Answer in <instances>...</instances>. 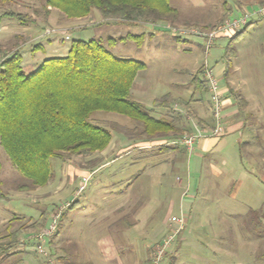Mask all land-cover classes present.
Listing matches in <instances>:
<instances>
[{
	"label": "rangeland",
	"instance_id": "1",
	"mask_svg": "<svg viewBox=\"0 0 264 264\" xmlns=\"http://www.w3.org/2000/svg\"><path fill=\"white\" fill-rule=\"evenodd\" d=\"M238 1L256 2L255 9L264 6V0H169L179 13L176 24L133 26L103 23L94 10L87 18L68 20L58 10L50 9L45 22L34 15L36 11L42 12L43 0H0V45L6 52L18 47L25 74H31L46 59L64 57L72 41L95 39L113 56L145 65L133 81L129 99L141 103L155 119L177 123L189 118V122L199 124L204 118L208 128H212L208 86L206 91L194 95L189 83V74L194 75L205 66L217 80L220 92L228 87L229 92L241 95L245 101L244 114L234 115L241 121L239 131H231L233 125L221 117L227 132L223 137L211 138V146H215L213 156L219 162L214 164L216 171L209 170L210 160L205 159L201 179L205 192L194 205L198 216L186 230L178 258L172 256L177 240L174 239L163 264H264V17L253 21L231 44L235 55L228 70L224 56L229 37L217 39L205 56L200 39L176 40L169 32L171 28L210 31L228 19L241 18L243 13L235 9ZM9 11L30 16L35 23L19 24L3 18ZM128 35L137 38L108 45V39ZM192 98L203 100L199 120L193 111L179 112L187 111L186 103ZM229 99L236 105L231 96ZM89 121L111 133L110 144L101 152L65 154L64 161L50 160L53 176L44 187L22 190V186H30V181L16 170L0 146V248L17 242L13 254L0 264H86L97 246L92 242L96 239H79L87 232V221L97 218L110 197L120 198L136 188L152 189L145 174L154 158L165 155L157 143L149 150H135L133 143L140 137L134 129L140 126L122 115L95 112ZM124 141L131 145L123 146ZM195 148L194 145L193 151ZM193 151L184 159L183 173H177L183 184L188 176L193 185L191 191L196 193L202 161L198 152ZM142 153L149 158H143ZM73 201L77 205L66 209ZM173 213L179 214L177 207ZM52 223L55 231L39 239ZM169 226L168 220L162 238ZM161 239H136L147 248L141 264H150L152 248L148 246ZM107 253L111 255L112 250Z\"/></svg>",
	"mask_w": 264,
	"mask_h": 264
},
{
	"label": "trees",
	"instance_id": "2",
	"mask_svg": "<svg viewBox=\"0 0 264 264\" xmlns=\"http://www.w3.org/2000/svg\"><path fill=\"white\" fill-rule=\"evenodd\" d=\"M50 9L58 10L68 20L87 18L94 10L103 23L157 26L174 25L179 21V13L170 6L169 0H43L42 12L36 11L34 15L46 22ZM2 16L19 24L35 23L32 17L12 11ZM251 24L248 22L227 38L226 70L235 55L231 44ZM132 38L137 37L110 38L108 45ZM0 57V146L16 170L29 179L30 186L21 187L24 191L47 185L53 176L50 160L64 161L65 154L80 155L107 148L112 135L89 121L95 112L114 113L137 122L140 127L134 130L141 139L163 142L160 152L169 153L182 147L165 145L184 137L183 129L174 120L155 119L129 99L133 81L145 65L113 56L95 39L72 41L64 57L44 60L31 74L22 71L18 47L6 52L0 45ZM228 74L225 73L226 77ZM189 75L194 94L206 91L203 68ZM228 96L244 114L246 105L241 95L230 91ZM76 205L77 201H73L66 209ZM16 245L17 242H13L0 248V261L13 254L11 251Z\"/></svg>",
	"mask_w": 264,
	"mask_h": 264
},
{
	"label": "crops",
	"instance_id": "3",
	"mask_svg": "<svg viewBox=\"0 0 264 264\" xmlns=\"http://www.w3.org/2000/svg\"><path fill=\"white\" fill-rule=\"evenodd\" d=\"M256 6H258L256 2L238 1L235 9L237 8V10L244 15L255 9ZM255 20L256 18H252L250 22ZM33 70L34 68L31 71ZM228 89V87L220 89L222 90L221 110L223 109L221 117L225 118L233 125V128H230L231 131H239L241 129V121L238 118H234V115L240 111L229 99ZM201 101H203L202 98H192V100L189 101L190 104L188 103L189 105L185 106L187 111L182 109L179 112L185 114L189 111H193L198 117L196 119L199 120L202 113L200 111V103L203 104ZM139 104L141 105V103ZM171 117L172 116H170V118ZM203 119L204 118H201L199 122L200 128L207 130L209 129V123L203 121ZM189 121L190 119L187 118L186 121L182 120L181 122H177L179 128L183 129V134L185 133L184 136L188 135L191 131L192 126L190 123L188 124ZM224 130V134L221 137L227 132L226 129ZM211 141V138L199 139L194 144L196 146L195 150H192L193 152H198L199 158L202 161V165H200L199 168L200 178L198 186L197 189L194 190L196 193L191 191L193 185L188 176H185L186 181L183 184V180L177 173L179 171L183 173L185 168L184 159L187 153L190 154L192 151L188 152L184 147H176L171 152L164 153V157L160 159L153 157L154 159L150 165V171L145 174L149 185L153 186L152 189L148 187L147 189L136 188L121 194L120 198L110 197L109 203L105 205L97 218L89 222L87 221V232L84 235L82 234V237L79 238L85 240L96 239L92 241L93 243H97V246H95L96 251H93L95 255L93 256L90 254L89 262L87 261L86 264H141L143 253H145L144 250L147 248L141 245L136 239H161L163 233H165L169 218L175 216L173 213L175 207H177L179 213L177 216L183 215L185 218L183 230H181L176 237L177 240L172 249L173 258H178V249L181 247V242L184 241L186 230L191 226L193 218H195L196 215L198 216V214H196L198 212L194 210L196 199L199 200L205 192V185L201 181L202 176L205 174L203 172V162H205V159H209L210 162L207 164L211 165L209 170L212 168L213 171H216L214 164L219 163L213 156L215 146L214 148L211 146ZM155 143L160 147L163 142L147 141L140 138L139 141L133 143V147L135 150L140 151L149 150L153 147L152 144ZM122 145L129 146L131 144L124 141ZM127 153H129V151L124 153V155ZM147 153H142L141 156L143 158H149ZM121 155H119V157H121ZM112 161L113 160L109 162L111 163ZM109 162H106V164ZM197 220L198 219H195V221ZM194 224L196 225L195 222ZM93 225H97L94 230L92 229ZM99 226H101L100 229H98ZM56 234H58V231ZM148 248L150 249L151 247L148 246ZM110 249L112 250L111 255L107 253V250ZM86 255H88L87 252ZM146 258L144 257V260H146Z\"/></svg>",
	"mask_w": 264,
	"mask_h": 264
},
{
	"label": "built area",
	"instance_id": "4",
	"mask_svg": "<svg viewBox=\"0 0 264 264\" xmlns=\"http://www.w3.org/2000/svg\"><path fill=\"white\" fill-rule=\"evenodd\" d=\"M264 17V6L245 13L241 18L228 19L223 22L218 28L210 31H195V30H178L171 28L169 32L172 36L178 39H185L189 37H196L201 40V47L205 52V56L208 55L210 49L213 47L215 41L221 37H230L231 35L239 32L245 25L250 22L252 18ZM68 39V38H67ZM204 79L207 82L208 93L210 94L211 108H212V120L213 126L210 129H203L196 123H191L192 132L178 141H172L165 143L168 146H182L188 152L193 150L195 142L199 139H210L214 137H220L224 134V128L221 122V107H222V94L219 91L217 80L211 74V71L205 66ZM177 108L176 105L174 109ZM170 226L166 235L152 248V255L150 264H163L167 254L170 251L171 245L178 234L183 230L185 224V218L183 215L173 216L169 219ZM55 231V224L52 223L50 227L38 236L39 239L48 237Z\"/></svg>",
	"mask_w": 264,
	"mask_h": 264
}]
</instances>
